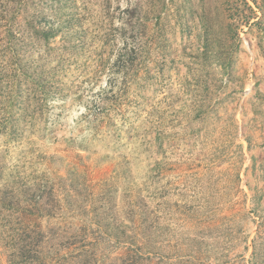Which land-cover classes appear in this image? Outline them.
<instances>
[{"label": "rangeland", "instance_id": "374dc122", "mask_svg": "<svg viewBox=\"0 0 264 264\" xmlns=\"http://www.w3.org/2000/svg\"><path fill=\"white\" fill-rule=\"evenodd\" d=\"M237 5L0 0V264L30 232L43 264H264V43Z\"/></svg>", "mask_w": 264, "mask_h": 264}, {"label": "trees", "instance_id": "16d2710c", "mask_svg": "<svg viewBox=\"0 0 264 264\" xmlns=\"http://www.w3.org/2000/svg\"><path fill=\"white\" fill-rule=\"evenodd\" d=\"M200 1L202 3V0ZM232 1H236V4H238L236 7L241 8L240 11H239V8L235 10V13L238 19L241 20L246 27L256 26L260 33V38L262 39L264 43V0H249L253 4V7L255 9L248 4L249 2L247 0H232ZM200 17L202 21L201 26L203 27L205 35H207L208 30H209V25H208L209 19L205 20L206 14H201ZM231 18H232V15H231ZM228 27H230V24ZM32 30L36 36L38 37L40 36L43 41L48 42L50 39L55 37L58 29H54L53 27H51L46 30L39 29L37 31L34 28H32ZM204 46H205V52H206L207 51L206 42L204 43ZM224 61L225 60H222L221 62L223 67L225 66ZM39 199L40 197L38 198V200ZM30 235H32V232H30L28 235L26 234L24 238L16 240L14 244L9 245L11 253H12L10 255V258L12 259V264H43V262L40 261V253H41L42 244L37 241L34 242L30 238Z\"/></svg>", "mask_w": 264, "mask_h": 264}]
</instances>
